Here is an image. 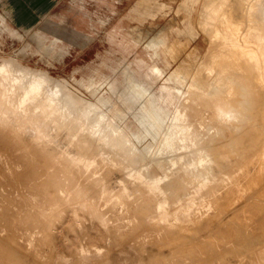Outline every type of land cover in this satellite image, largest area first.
<instances>
[{
  "label": "rangeland",
  "instance_id": "374dc122",
  "mask_svg": "<svg viewBox=\"0 0 264 264\" xmlns=\"http://www.w3.org/2000/svg\"><path fill=\"white\" fill-rule=\"evenodd\" d=\"M144 1L151 3V8H149L148 10L142 9V7H143L142 3ZM201 3H203L202 0H0V65H3L4 63L5 64H14L17 66H22L23 68H27L28 70L33 71V72L45 74L49 80L51 79L50 80L51 86L53 85V83H54V86H55V83H57L56 84L57 89L59 88V91H60V89H61V91L63 89V91L65 92V95L68 94L67 95L68 98L70 96V98L72 99V100L71 99L70 100L72 102L73 101L76 102V104H73V105H76L75 108H82L83 106H86V104L88 105V102H90L89 104H91V103L96 104L100 100L101 101L105 100V102H107V105L104 106L102 109L107 110V109L112 108L113 110H117L119 112V115H117L118 120L116 121V123L114 125L115 128H116V125L123 126L124 128H128V130L130 132L134 133V137H137L138 135H139V137L145 136V134L143 133V130L140 127L139 123L145 124L144 118L148 119V117L149 118L153 117L152 112L154 110L161 111L163 109V110H167V111L171 112L173 110L175 103H176V97L173 95H170L169 97H167V93L163 89L164 85H170L171 86V84H172V82L170 83V82L165 81L166 75L163 78H161L162 74H159L156 71H153V70L146 68L140 62H138L137 58L143 57L145 54V52L142 50L143 45H145L147 43L149 44L150 41H152V40H157L160 35L161 36L164 35L166 38H170V40H174V41H180L182 44V45H177V46L175 45L176 47L173 46L174 48H172V50L169 51L170 56H168V60L171 63L169 70L170 71H173V70H180V71L191 70V71H194L197 64L191 58L190 53H192V55H195L197 57H202V55L206 51L207 45H208L207 41H206L207 34H205L201 29V21H202V16H200L201 8H202ZM137 8H139V9L137 10ZM198 18H199V20H198ZM200 19H201V21H200ZM118 25L122 26V28H121V31H119L115 34L114 37L116 40L123 39L124 45L117 43L118 41H114V42L112 41V45H111L109 40H108V37L111 36V34H112L111 31ZM154 35H157V36H154ZM173 43H176V42H173ZM186 44H187V47H184V46H186ZM124 47L128 48L127 52H124ZM196 47H197V49H196ZM186 53H188V56L186 55ZM183 55H185V56H183ZM10 61L13 63H11ZM96 72L98 73V76L100 75L99 76L100 79H98V77H97L94 84L89 85L90 83L88 84L87 82H84V83L80 82L82 77L90 78L92 75H95ZM130 78H133L132 80L140 81L141 85L145 89L150 90V94L147 96V98L145 100L144 98H141L140 95L130 92V96L132 98L133 105H131L130 109H128L126 111L125 110L126 107L124 108V106H123L124 99H123L122 93L124 92V88L127 87L129 85V83L131 82ZM100 83H101V85H100ZM58 84H59V86H58ZM60 85H62V86H60ZM61 91H60V93H61ZM64 92H62L61 95H63ZM65 95H63V96H65ZM97 97H99L100 99ZM75 98H79L81 100L78 101ZM127 102H128V100H127ZM71 107H72V104H71ZM194 108L195 107L191 106L190 110H188V111L189 112L192 110L196 111V109L194 110ZM243 112H244V110H243ZM44 113L41 116H39L38 124L40 123V126H41L43 122L44 123L46 122L47 125L43 126L44 123L42 125L43 130H45V132H47L49 130V127H50V130H53V131L49 130V132H51L50 136L52 135L50 138L51 142H50V140L49 141L47 140V142H46V143H50L51 145L46 144L45 143L46 140L39 141V142L36 141L35 143L33 141L31 142L32 139L33 140L35 139L34 134H33L34 132L32 133L33 129L30 130L31 131L30 132L29 130H27L28 129L27 128L25 131V133L27 135H25V133L18 135V133H16V132L13 135L11 129L8 126V122L4 123L5 128H4V124H2L0 127V134H1V136H0V138H1L0 139V148H2V149H0V152H1L0 153V162H1L0 163V219H1L0 220V245L4 242L2 245V247L4 246L3 249L0 246V264H21V263L22 264H25V263L26 264H36L37 261L39 262V264L40 263L41 264H59V263L60 264H72V263H74V261H75L74 264H76V262H77V264H96L97 262H98L97 264H102V263L103 264H134V263L135 264H151V263L152 264H169V263L171 264V262L173 260L174 261L172 262V264H175L176 262H178L177 264H188L189 259H186L187 257L185 258V256H188V254H189L188 257H190V255H195L193 258H191L192 256L190 257L192 261L193 260L196 261L195 264H200V263L201 264H203V263L208 264L206 262H208L209 260H210L209 264L210 263L211 264H215V263H217V264L222 263L223 264V262H224V264H226V263L231 264L230 261H224L226 251H224L223 248L225 247V250H226V247H228L230 245L229 249L227 248L228 251L230 253L236 252V250L234 248H235V246L236 247L238 246L241 238H242V240L244 239L245 241L251 240L250 243L254 242L255 240H257L256 238H258V241L260 244L259 245L257 244V246L254 245V247L256 246L258 248H260V247L264 248V244H263L264 241L262 240V238H264L263 237L264 236V233H263L264 232V230H263L264 229V226H263L264 225L263 224V222H264V210L262 209V207H264L263 206V204H264V199H263L264 198V193H263L264 181L261 182L262 180H264V174H262L263 178H262V176H261V178H259L260 180L259 179H253V180H251L252 182L251 181L247 182V184H246V182H244L243 184H242V182L241 183L236 182V185H232L231 187H234V186L236 187L237 184L239 185V183L243 187L246 185L247 188L246 187H244V188H245V191H247V192L246 193H244L245 191L239 192V193L236 192V200L233 201L234 204L232 203L234 206L232 204H230V206L232 205L231 207L228 205L230 207L229 209H227V207H226L227 210L225 209V206H227L226 203L229 202V201H227L224 203V206H223L224 209H223V207L222 208L220 207L219 210L218 209H210V210L202 209V211L205 210V211H203L204 213L201 212L202 217H204V218L201 217V214L196 217V216H194L195 214L191 213L189 216V219H187V215L180 214L179 216L182 220H189V223H188L189 229L183 230L180 232L181 229H178V226H176L175 224H174L175 225L174 226L173 223H170L171 225L170 226L168 225V226L171 228L167 227L168 228L167 232L165 231L166 230L165 226H167V225L162 226V229L164 228L163 229L164 232H163L161 227L155 226L152 222L151 216L155 212L154 207L149 206V209L153 208L151 210H154V212L152 211L153 212L152 213L150 210H149V212L147 211L148 208H147V210L145 209L146 206H148V205H143V204L139 203L140 204V206H139L138 202L135 203L136 199H130V202H129V200H127L126 201L127 203L126 204L124 203V206L121 205V206H118L116 208H111L109 205L107 207L106 206L107 203H105V201H102V200H104V198L102 196H100L102 189L107 188L114 181H116L117 179L119 180L120 177L122 179H126L128 177L127 176L128 171L131 170L130 167H128L129 170L126 168V166H125V170H123L124 169L123 165L118 166V167L115 166L116 167L115 169L113 168L114 166H112V167H109L110 169H108V167L107 168L102 167V164L99 163V165H101V166H99V165L97 166V172L95 171V174L93 175V173H94L93 169H91L92 170V173H91V170H86V169L83 170V168H79L78 166H75V165L72 166V164L67 161L66 156H65L66 154L63 153L64 150H66V151L69 150V147H70V150L71 149L73 150L75 148V145H77V143L80 142V139L83 138L84 133L86 134V136H88V139H90L89 138L90 136L87 132L84 131V133H83V131L82 132L77 131L78 125L83 124V123L85 124L87 120L85 118L77 119V118H75L77 116L76 115L74 117V119H77V120L73 119V121H72V118H73V116H72V117L67 118L66 120L61 121L60 124H58L57 126H54V125L49 126V124H52L50 122L51 117L49 119V117L47 115L48 119H47V117L45 118L47 113H45V114ZM241 113H242V111H241ZM242 114L244 116H246L247 112L245 111ZM248 114H250V113L248 112ZM90 116L91 115L88 116V119H90ZM39 120L40 121L42 120L41 121L42 123ZM67 120H68V122H67ZM193 120H194V113H193V116L191 113L190 121H189V124H190L189 132L187 135V139L185 141V144L187 146H191V144H193V143H195L196 145L199 144V147H200V145H201V147H205V146H208L207 144H211V143L215 144V143H219V142H222V143L225 142V144H226L227 143L226 139L229 140L230 135H232L233 131H230V129H227V127H225L224 125H217V124H210L211 126L208 124V126H207V128L209 127L208 131L210 133H212V134H210L207 130H205V128H199V126H197V124L195 122H193ZM253 120H251V121H253ZM82 121H83V123H82ZM62 123L64 124V126L61 128V126L63 125ZM72 123L77 125V126L74 125V126H76V128L74 127V129H73ZM59 125H61V126H59ZM259 125L257 124V126H259ZM70 126H72V127H70ZM196 126L202 132H198L199 130L197 129ZM260 126H259V128H261ZM44 127H47V128H44ZM64 127L66 128V130H64ZM211 127H212V129H211ZM216 127L218 129H216ZM222 127H224L223 130H222ZM55 128H56V133L54 132ZM67 128H68V130L70 129L69 131H71V132H69L67 130ZM259 128L257 127V130ZM58 129H60V131ZM196 129H197V132H196ZM203 129L209 133V135H207L208 138L205 136V134H203L205 132ZM209 129H211V131ZM75 130H76V132H75ZM216 130H217V132H215L216 133L215 134L213 131H216ZM219 130H220V132H219ZM261 130H263V129L261 128L260 131L257 132V134L261 133ZM31 133H32V135H31ZM60 133L61 134L63 133V135H64V136H62V139H60L61 137L56 138L54 136V135H57ZM117 133H118L116 136L117 139L119 140V137H120V139L122 140V141L120 140V142H123V136L122 135H124L125 132L123 131V132H121V134H120V132H117ZM196 133H198L197 136H199L198 139H200V140L196 139L197 138ZM199 133H202L203 135H201ZM222 133L224 134L225 138L223 137ZM67 134L70 136L68 137ZM228 134H229V136H228ZM263 134H264V132L262 134H260V136H259L261 139L264 136ZM9 135H10V137H9ZM72 135H74V136H72ZM217 135H218V137H216ZM11 136H13V137H11ZM25 136L27 138H25ZM65 136L69 139L71 138V140H70V142H72L71 146H68V147L65 146L64 147L63 144H61L59 146H56L53 144V139H54V142L57 141L58 138L61 141V140L66 138ZM28 137H29V139H28ZM31 137H32V139H30ZM201 137L203 139L206 138L205 141ZM210 137H213V140H212V138L210 140ZM222 138H223V140H222ZM76 140L79 142H77ZM92 140L95 144L96 150L102 151L104 153H109V152H107L106 148H101L100 144L98 146V143H97V141H95V138L94 139L92 138L91 141ZM197 140H198V142H197ZM209 140H210V142H209ZM2 141H3V143H2ZM65 141H67V140H65ZM73 141H74V144H73ZM75 141H76V143H75ZM132 141L134 144H136L138 146V148H140V147H142V145L150 142V138L149 137L132 138ZM247 142H248V144H247ZM44 143L46 145H44ZM249 143L250 142L246 138L245 148L248 147ZM5 144H7V145H5ZM67 144H68V141L66 142V145ZM243 144L241 145L242 151L241 150L239 151V148L236 147L237 148L236 152L232 153L233 155L236 156V154L238 152L237 155H240L239 157H241V158H239L240 161H245V159L248 158L252 152L254 153V150L250 151L248 148H247L248 150L243 148V146H244ZM33 145H34L35 149H34ZM52 145H54V146H52ZM73 145H74V148H73ZM4 146H7L8 148L5 147V149H3ZM29 146H30V148H29ZM41 146H43V148H41ZM62 146H63V148H62ZM55 147L56 148L60 147V149H56ZM90 147L91 146H88V145L86 147H84L82 153L84 155H87V153H89V151L92 150L91 149L92 147L91 148ZM58 150H60V151H58ZM75 150H76V148H75ZM194 150H195V148L191 147V148L187 149L186 151H184V153H182L183 159L177 165L180 172L177 173V171H174L173 172L174 173L173 178L174 177L179 178V177H181V175L184 178H186L188 176H192V174H195L196 170H194L193 166H191L192 165L191 162H192L193 158L195 157V154H194L195 151ZM227 150H228V147L223 148V151L226 152ZM61 151H63L62 154H61ZM240 152L241 153L243 152V154H241ZM249 152H250V154L248 155ZM6 154H8L9 156L8 155H7L8 157L5 156ZM63 154H64V156H63ZM232 154H230V155L232 156ZM245 155L248 157H245ZM235 156H232L231 158H232V161L235 160L233 162V164L238 165L239 160L237 162L236 161L237 156H236V158H235ZM110 157L113 158V155H110ZM41 158H42V160H41ZM171 158L176 159L177 157L173 156ZM130 159H129V161L132 162L133 159L132 158H130ZM241 159H243V160H241ZM28 162H29V164H28ZM64 163H66V164H64ZM130 163H129V165H130ZM133 163L136 165H134ZM67 164L70 166H68ZM235 165H231V166H233L235 169ZM237 165H236V168L241 166V164L239 166H237ZM132 166H134V168H132V169H133V171H135L136 170L135 167H138V164L135 162H132ZM222 166H224V167H222ZM35 167H36V169H35ZM221 167L222 168L220 170L222 171V173L226 174L227 172H230L229 168L231 169V167L229 165L228 166L221 165ZM225 167H227L228 170ZM103 168H104V170H103ZM79 169H81V171ZM107 169H108V171H106ZM117 170H118V172H117ZM151 170H153V169L151 168L149 170L150 173H151ZM123 171H125V172H123ZM225 171H227V172H225ZM106 172H107V175H109V176L108 177L105 176L106 179H104V175H106ZM152 172L155 173V174L151 173L152 176L162 177L163 172L161 170H153ZM38 174H39V176H38ZM99 174H100V176H99ZM110 175H111V177H110ZM122 175H124V176H122ZM76 177H77V179H76ZM174 179H173V182H175ZM254 180H257V181H254ZM171 182H172V179H171ZM257 182H258V184H257ZM250 183H252V185L256 183L255 187L251 185V188L249 189ZM171 184L172 183H170V181H169L168 186L169 185L171 186ZM173 184H172V186L175 188L176 184L175 185H173ZM259 184L262 185L263 187H260ZM93 185H94V187H93ZM258 185H259V187H258ZM170 186L167 187L168 191H166V192H169V194H170V196H169V194H167V197L169 196L168 197L169 199L171 197V200L173 199L172 202H174V200L179 197L178 192L181 193V191L179 188H177L178 187L177 185H176L177 187L175 189H177L178 192H177V190L172 188V186L171 187ZM75 188H76V191L78 192V194L75 191ZM170 188H171V190L172 189L175 190V191H173V194H172V191H170ZM252 189L255 190V191H253L254 193L252 192ZM259 189H260V191H259ZM96 190H97V192H96ZM165 190H166V188H165ZM79 192H81V193H79ZM176 192H177V194H176ZM257 192H258V194H257ZM67 193H69V194L67 195ZM259 193H260V195L262 194L260 196V198H258ZM84 194H86V195H84ZM97 194L99 196H96ZM239 194H241V195H239ZM242 194L245 195L243 197V199H242V196H243ZM253 194H254V197H253ZM53 195H54V197H53ZM88 195H89V197H88ZM255 195H256V199H255ZM91 196H93V197H91ZM70 197H72L73 200L74 199L75 200L73 201ZM82 197L84 199H85V197H87V199L83 202V204L81 203L84 200V199H82ZM239 197H241V199L237 200V199H239ZM261 197H262V200H261ZM251 198L254 200V202L257 199L260 201H263V204H262V202L260 203V201H258V200L255 202V205L258 204L257 205L258 210L256 209V206H254V205L252 206L251 203H253V200L250 201ZM76 199L79 200L80 202L77 201ZM81 199H82V201H81ZM171 200H169L170 201L169 204L171 203ZM28 201H29V203H28ZM244 201H245V203L248 202L249 207L247 206V204L244 203ZM97 202L98 203L100 202L99 203L100 206ZM230 202H232V201H230ZM249 202H251V203L249 204ZM21 203H23V205ZM80 203H81V205H79ZM128 203H130L129 204L130 206L132 205L130 207L131 210L129 209ZM243 203L245 206L244 205L241 206V204H243ZM27 204H29V205L27 206ZM30 204H31V206H30ZM134 204H136V205H134ZM48 205H49V207H48ZM65 205L68 207H66ZM125 205L127 206V208H125L126 207ZM259 205H260V207H259ZM261 205H262V207H261ZM142 206H143V209L145 211L142 209ZM90 207H91V210H90ZM140 207L142 210L140 209ZM232 207H234V208H232ZM235 207H237L239 209L241 208L240 209L241 211L239 212V209H237ZM247 207H248V210H247ZM250 207L251 208L254 207L255 210L253 208L251 209ZM122 208H125V209H122ZM242 208L243 209L245 208L247 211H249L251 209L252 212L254 211L255 213L254 212L251 213V211H249V213H248L246 210H242ZM19 209L22 211H20ZM196 209H199V208L195 207V208H193V211H195ZM236 209L238 210V213H239L237 215L239 217H242V218L237 217L235 219ZM259 209L262 211L263 214L260 212ZM45 210H47V211H45ZM113 210H114V212H113ZM138 210L140 211V215H138L139 214ZM224 210H226L228 213H230L232 210H233V212H231L230 216H229V214L225 211V213H227V215H228L227 216L225 213L223 215ZM18 211L20 213H18ZM127 211H128V213H127ZM244 211H245V214L243 216H241L240 213L243 214ZM4 212H5V214H3ZM112 212L114 213V215ZM120 212L123 216H121ZM131 212H132V214H130ZM142 212H143V215L145 214L144 217L142 215ZM215 212H216V214H215ZM16 213L18 214L17 217H15ZM136 213H138L137 217L142 222V225H141L140 221L137 219ZM210 213H211V215H210ZM232 213L233 214L235 213V214L232 216ZM257 213H258V215L255 217V215ZM54 214H55V216H54ZM259 214H260V216L263 215V218H262V216L260 218ZM130 215H131V217H130ZM207 215H210L211 217H209ZM221 215H223V216L221 217ZM245 215L248 218V219L246 218L247 220L244 217ZM253 215H254V218H253L254 221L252 219ZM92 216H93V218H92ZM140 216L144 219L140 218ZM250 216H251V218H249ZM100 217H101V220L99 222ZM208 217H209V220L213 218L214 222H213V220H211V222H208V220H207ZM217 217H219V219ZM223 217L225 220L222 219ZM229 217L233 218V221H231L232 219ZM243 217H244V220H246V222H244ZM258 217L260 219H262V220H260L262 226H260L261 224L258 220L259 219ZM14 218H17V220H19V221H15L16 219H14ZM125 218H126V220H125ZM226 218H227V220H226ZM238 218H239V222L237 220ZM255 218H257V219H255ZM22 219H24V220H22ZM135 219H137L139 222ZM145 219H147V220H145ZM197 219H199L200 224L198 223V225H194L197 223ZM216 219L219 221H217ZM228 219L231 221L230 223H229ZM241 219L243 220L244 224L247 223L246 226H248L249 228L246 227L245 225L243 226V227H245V229L242 227H239V226H241V223H240ZM48 220H49V222H48ZM150 220H151V222H150ZM201 220H202V222H205V224L201 223ZM221 220L224 222L226 221V222L222 223ZM96 221H97V223H96ZM215 221H216V223H215ZM234 221L236 223H239V225L236 224V226H235L234 225L235 223H233ZM255 221L258 222L257 225H259V228L263 227V229L260 228V230L262 229L261 231H258L259 229H256L258 227L255 225L256 224ZM39 222H40V224H39ZM206 223H208V225ZM210 223H211V226L213 225L212 226L213 229L216 228L214 226L215 224L217 226V224H220V223H221V225L224 226V228H223V226H220L222 228V229H220V227L218 226L219 231H217V229H218V227H217L216 229H214L216 231L215 232L214 230H212V228L210 229V227H209ZM24 224H25V226H24ZM147 224H148V226L153 224V226H151V227L155 231L149 230L150 226L148 227ZM202 224H204L203 227H202ZM225 224H226V226H225ZM229 224H231V228L234 230H231V228L228 227ZM138 225H140V226L138 227ZM144 225H146L148 228H145L146 226L144 227ZM118 226H119V228H118ZM135 226H137L138 229ZM141 226H142V228H144L143 230H142ZM192 226H194V227H192ZM197 227L200 228V230H202L203 232H201ZM204 227H206V228L203 230L202 228H204ZM237 227L242 228V229H238ZM252 227L254 230L252 229ZM225 228L229 232L226 231ZM235 228H236V231H235ZM247 228L248 229L251 228V230L248 231ZM139 229L141 230V234H139L140 233ZM175 229L179 230V232H177V234L179 233L178 235L181 234L183 237L182 236L178 237ZM197 229L200 231V233L198 232L196 234L195 232L197 231ZM206 229H208L206 231L207 234L204 233ZM224 229H225L226 233L228 232L227 233L228 236L226 235ZM136 230H138L137 231L138 233L137 232L135 233ZM168 230L173 231V232H171L173 234L171 235V233H170V235H169ZM188 230H191V231L193 230L192 231L193 233L191 231L188 232ZM252 230L255 231V233ZM97 231H98V233H97ZM144 231H147L148 233L144 232ZM174 231H175V235H174ZM233 231H235V234H237L236 236L238 238L240 237L239 239L235 236V234H232ZM242 231L244 234L242 233ZM133 232L135 233L134 235L131 234ZM162 232H163V234H166V233L167 234L163 235V234H161ZM183 232H184V234H183ZM240 232L242 234L241 236H239ZM90 233H92V234H90ZM129 233L131 235H129ZM189 233H190V235H189ZM212 233H213V235H211ZM247 233L249 235H247ZM251 233H252V235H255L254 236L255 238H253ZM257 233H259L258 236L256 235ZM50 234H51V236H50ZM194 234H195V236L192 237L191 235H194ZM203 234L207 235V236L210 235L211 237L215 236L216 240L213 238L211 241L208 239L207 236H203ZM217 234L219 235L218 237H220V239L216 236ZM220 234L225 235V237L227 236V238H225L223 236V238H224L223 239L221 237L222 235H220ZM127 235L129 237L127 239H125ZM162 235L164 237L166 236V239H164L162 237ZM200 235H201V237H204V238H201ZM229 235L230 236L232 235L234 242H232V237H229ZM245 235L247 236L246 239H245V237H246ZM170 236L176 237L175 241H174L175 243L172 242L174 240V238L171 239ZM197 236H199V237H197ZM210 236H209V238L211 239ZM242 236H244V237H242ZM259 236H261L262 238ZM4 237H6V238H4ZM11 237H12V240L10 239ZM130 237H131L130 242H128V239ZM133 237H135L134 239H136V240H134ZM184 237H185V239H184ZM189 237L192 238V240L189 239ZM206 237L209 240V243L207 240L208 244H206L208 248H209V246H212V247H210L211 249L215 247L214 250L218 248L216 250V252H218L219 254L217 253L215 255L219 258V260H217L216 256L213 255L211 249L209 248L210 250H208V248H206V246L204 245L205 244L204 239H206ZM1 238L4 239V241ZM182 238H183V240H182ZM186 238H188V239H186ZM229 238H231V240H229ZM250 238H252V239H250ZM116 239H117V241H116ZM177 239H179V241L181 240L180 241L181 243ZM199 239L200 240L202 239L201 242L203 241V243H202L203 247H202L201 242L198 241ZM217 239H219L221 241L218 242L219 240H217ZM234 239L238 240L239 242L235 241ZM118 240H119V242H118ZM132 240H133V242H132ZM153 240H155L154 246L156 249L152 248V250H151L150 247H152L151 245L153 244ZM165 240H167V241H165ZM169 240H170V242H169ZM176 240H177V243H179L178 245L176 244ZM186 240H189L187 243L188 246L187 245L185 246V244H184V242L186 243ZM194 240H197L195 242L197 243V249L198 250H201V248H203V250H201V252L200 251H197V252L203 253L202 251H204V255L198 254L195 252L196 251L195 250L196 244H195ZM224 240H226L225 243H224ZM163 241H164V245H163ZM190 241H192V242H190ZM210 241L213 243V245ZM222 241H223V243H222ZM6 242H7V244L9 242H11L10 244L13 245V247H11V248H13L11 251H10L9 247H6V245H7V244H5ZM124 242H125V244H123ZM126 242L129 244H127ZM193 242H194V244H193ZM90 243H91V245H90ZM171 243H172V245H171ZM215 243H216V246L214 245ZM219 243L220 244L222 243L221 245L224 247L218 245ZM227 243H230V244H227ZM231 243H232V245H231ZM233 243H235L234 246H233ZM169 244H170L171 248H173V249H171L170 246L168 247ZM192 244H193V246H192ZM173 245H177V246H173ZM179 245H180V247H179ZM190 245L192 246V248H190ZM8 246H9V244H8ZM184 246L189 251L187 249H185ZM231 246L233 247V250H232ZM16 247H18L19 249ZM67 247H68V249H67ZM146 247L148 248V250H151L152 253H150L151 251H148L147 249H145ZM177 247H179V248H177ZM15 248L17 251L14 250ZM135 248L138 250H136ZM160 248H161V250H160ZM168 248L171 251H169ZM181 248L183 249V251L185 249V252H184L185 256L183 259L181 258L183 256L178 258L180 256V254L183 253ZM193 248H194V251H193ZM205 248L207 250H205ZM5 249H8V250H5ZM72 249H74V250H72ZM76 249H77V251H76ZM176 249L177 250L179 249V252H176ZM190 249H192L193 252H191ZM146 250H147L146 253H148V254L150 253V255L152 254L151 255L152 259L154 256V259L156 260L157 263L156 262L154 263L153 261H155V260L154 259L152 260L150 256L145 254ZM153 250H155L154 252H157L156 254H158V255L155 256V253L153 252ZM163 250L165 253H168V256L165 257V253L163 252ZM167 250L169 252H166ZM221 250H223L222 252L224 253L223 258L221 255L222 254ZM5 251H9V254ZM206 251H208V252L211 251V252L207 253ZM21 252L23 254H21ZM162 252H163V254H162ZM170 252H171V254H170ZM188 252H190V253H188ZM5 253H7L8 255L5 256ZM112 253H113L114 257L112 255ZM210 253H211V255L209 256L208 254H210ZM15 254H16V257H15ZM19 254H20V260L17 259V257L19 258ZM196 254L201 255L199 257H202V259H200L198 257V255H196ZM12 255H13V257H12ZM22 255H24V256H22ZM144 256L146 257L145 261H143ZM147 256L150 258H148ZM163 256H164V258H163ZM196 256H197V258H195ZM220 256L222 258L221 260H220ZM156 257H157V259H156ZM214 257L216 258L217 261H214V259H213ZM141 258H142V260H140ZM15 259H17V260L15 261ZM25 259H27V260H25ZM161 259L163 260V262ZM158 260H160L161 263H160V261L158 262ZM184 260H186V261H184ZM191 260H190V263H192ZM199 260H200V263H199ZM204 260L206 262H204ZM59 261H61V262H59ZM213 261H214V263H212ZM218 261H219V263H218ZM220 261H223V262H220ZM193 264H194V262H193ZM234 264H236V263H234ZM244 264H254V263H252L251 261H250V263H248V261H246V263H244Z\"/></svg>",
  "mask_w": 264,
  "mask_h": 264
},
{
  "label": "bare ground",
  "instance_id": "6f19581e",
  "mask_svg": "<svg viewBox=\"0 0 264 264\" xmlns=\"http://www.w3.org/2000/svg\"><path fill=\"white\" fill-rule=\"evenodd\" d=\"M202 1H203V3H201L202 8H201V14H200V16H202V21L200 19L201 29L205 34H207L206 41H207L208 45H207V49L204 52V54L202 55V57H197L195 55H192V53H190L191 58L197 64L194 71H191V70H189V71H180V70L170 71L169 70V68L171 66V63L168 60V56H170L169 51L172 50V48H174L173 46L182 45V44L180 41L170 40V38H166L164 35L163 36L160 35L157 40H152V41L149 40L150 41L149 44L147 43V44L143 45L142 50L145 52V54L143 57L137 58L138 62H140L146 68L153 70V71H156L159 74H162L161 78H163L166 75L165 81L170 82V83L172 82V84H171V86L170 85H164L163 89L166 91L167 97H169L170 95H173L176 97V103H175L173 110L171 112H169L167 110H163V109L161 111L154 110L152 112L153 117H150V118L148 117V119L144 118L145 124H143V123L140 124L138 122L140 127L142 128L145 136L139 137V135H138L137 137H134V133L130 132L128 130V128H124L123 126L116 125V128H115L114 125H115L116 121L118 120L117 115H119V112L117 110H113L112 108L107 109V110L102 109L104 106L107 105V102H105V100H102V101L100 100L99 102L96 103L97 105L92 104V103L89 104L90 102H88V105L86 104V106H83L82 108H75L76 105H73V104H76V102H74V101L72 102L71 101L72 99L70 98V96L68 98V96H67L68 94L65 95V92L63 91V89H62V91L60 89V91H61V93H60L59 88L57 89V87H56L57 83H55V86H54V83L51 86L50 85L51 79L49 80L45 74L30 71L27 68H23L22 66H17L14 64H5V63H4L5 65L4 64L0 65V127L2 124L8 122V126L11 129L13 135L15 132L18 133V135L19 134L21 135L22 133H25L27 128H28L27 130H29V131L33 129L32 133L34 132L33 134H34L35 139L33 140L31 137L30 138V139H32L31 142L33 141L35 143L36 141L39 142V141L46 140L45 141V143H46L47 140L49 141L51 136H52V135L50 136L51 132H49V130H50L49 126H52V125L57 126L58 124H60L61 121L66 120L67 118L72 117V116H73V118H72V121H73V119L76 115L77 116L75 118H77V119L85 118L87 120L86 123L84 124L82 121L83 124H79L80 123L79 122L77 131H81V132L83 131V133H84V131L87 132L90 136L89 137L90 139H88V136H86V134L84 133V136H83V138L80 139V142L76 140L77 142H79V143H77V145H75L76 150H75L74 145H73V148H74L73 150L72 149L70 150V147H69V150H67V151L64 150V152L61 151V154H62V152L64 154H66L65 155L66 159L69 163L72 164V166L73 165L78 166L79 168H83V170L93 169L94 170L93 175L95 174V171L97 172V166L99 165V163L102 164V167H106V168L108 167V169H110L109 167H112V166H114L113 168L115 169L116 167L122 166V165L124 167L123 170H125V166L127 169H128V167H130L131 170L128 169L129 170L127 173L128 177L126 179H122L121 177L119 180L117 179L118 181L117 180L114 181L115 180L114 179L113 180L114 182L112 184H110L107 188H103L101 193L99 192L100 196H102L104 198V200H102V201H105V203H107L106 206L108 207V205H109L111 208H116V207L121 206V205L124 206V203L126 204L127 200H129V202H130V199H136L135 203L138 202L139 206H140V204L148 205L145 208L146 210L148 208V210H147L148 212H149V210L151 212L152 211L154 212V210H151L153 208L149 209V206L154 207L155 212L154 213L152 212L153 215L151 216L152 222L155 226L161 227V229H162V226L167 225V226H165L166 232L168 229L167 227H169L171 225L170 223H173V225L175 224L176 226H178V229H181L180 232L183 230L189 229L188 228L189 220H182L179 216L180 214L187 215V219H189V216L191 213L195 214L194 216L197 217L198 215L201 214V212H203L205 210H210V209H218L219 210V208L220 207L222 208L224 206V203L227 201H229V202L226 203L227 206H225V209H226V207H227V209H229L234 204L233 201L236 200V192L239 193V192L245 191L244 187H246V185L243 187L240 183L242 182V184H243L244 182H246V184H247V182H250L253 179L261 178L262 174H264L263 173L264 172V136L262 139L259 137L260 134H262L264 132V0H202ZM198 20H199V18H198ZM121 28H122V26L118 25L111 31L112 34H111V36L108 37V40H109L111 45H112V41L113 42L118 41L117 43L124 45L123 39L116 40L114 37L117 32L121 31ZM154 36H157V35H154ZM173 42H176V43H173ZM184 47H187V44ZM127 49L128 48L124 47V52H127ZM196 49H197V47H196ZM186 55L188 56V53H186ZM183 56H185V55H183ZM11 63H13V62H11ZM99 76H98V73L96 72L95 75H92L90 78L82 77L80 82H82V83L87 82L88 84L90 83L89 85H92L95 83L97 77H98V79H100ZM132 79L133 78H130L131 82L129 83V85L127 87L124 88V92L122 93V96L124 99L123 106H124V108L126 107V109H125L126 111L128 109H130L131 105H133L132 98L130 96V92L140 95V97L144 98L145 100H146L147 96L150 94V90L145 89L141 85L140 81L132 80ZM59 84H58V86H59ZM100 85H101V83H100ZM60 86H62V85H60ZM62 92H64L63 95H65V96L61 95ZM97 98H99V97H97ZM75 99L78 101L81 100L79 98H75ZM127 100H128V102H127ZM71 104H72V107H71ZM191 106L195 107L194 110L196 109V111L192 110L190 112L192 113V116L194 113L193 122H195L197 124V126H199V128H205V130L208 131V128H209V127L207 128L208 124L209 125L210 124H217V125H224L225 127H227V129H230V131H233L232 135H230V137H229V140L226 139V142H227L226 144H225V142L224 143L219 142V143H215V144L211 143V144H207L208 146H205V147H201V145L199 147V144L196 145L195 143L191 144V146H187L185 144V141L187 139V135L189 132V127H190L189 121H190L191 113L188 110H190ZM243 110H244V112L245 111L247 112L246 116H244L242 114V113H244ZM241 111H242V113H241ZM44 112L47 113L46 116L44 115L45 118L47 117V115H48L49 119L51 117L50 122L52 123V124H49V126H48L49 130L47 132H45V130H43L42 125L44 122L42 123L41 122L42 120L41 121L39 120L42 123V125L40 126V123L38 124V118ZM248 112L250 114H248ZM89 115H91L90 119H88ZM48 117H47V119H48ZM77 119H74V120H77ZM251 120H253V121H251ZM67 122H68V120H67ZM257 124L258 125L260 124L261 126L260 125L259 126L263 129V130H261V133H258L259 135L257 134V132L260 131L261 128H259V126H257ZM45 125H47L46 122L44 123L43 126H45ZM61 125H59V126H61ZM74 125H76V124H73V129H74V127L76 128V126H77V125L76 126H74ZM63 126H64V124L61 126V128ZM70 127H72V126H70ZM257 127L259 128L258 130H257ZM4 128H5V124H4ZM44 128H47V127H44ZM223 128L224 127H222V130H223ZM197 129H198V127H197ZM197 129H196V132H197ZM211 129H212V127H211ZM211 129H209V130L211 131ZM216 129H218V128L216 127ZM58 130L60 131V129H58ZM64 130H66L65 127H64ZM67 130H68V128H67ZM50 131H53V130H50ZM123 131L125 132L124 135H122L123 136V142H120V140H121L120 137H119V140L116 137L118 134L117 132H120V134H121V132H123ZM207 131H205L206 133L205 132L203 133V134H205L206 137L210 133L209 131H208L209 133ZM54 132L56 133V128H55ZM69 132H71V131H69ZM75 132H76V130H75ZM198 132H202V131L199 130ZM213 132L215 133V132H217V130L213 131ZM219 132H220V130H219ZM32 133H31V135H32ZM63 133L62 134L60 133V134H57L54 136L56 138L61 137L60 139H62V136H64ZM197 134L198 133H196V136H197ZM199 134L203 135L202 133H199ZM210 134H212V133H210ZM25 135H27V134L25 133ZM0 136H1V134H0ZM69 136L70 135H68V137ZM72 136H74V135H72ZM228 136H229V134H228ZM9 137H10V135H9ZM11 137H13V136H11ZM143 137L144 138L149 137L150 142H148V143L142 145V147L138 148V146L133 143L132 138H143ZM216 137H218V135ZM223 137H224V134H223ZM25 138H27V137L25 136ZM59 138L55 142L53 139L54 145L59 146V145L63 144L64 147L65 146L68 147V146L72 145V142H70L71 138L69 139L66 137L65 139H63L61 141L59 140ZM92 138L93 139L95 138V141H97L98 146L100 144L101 148H106L107 152H109V153H104L102 151L96 150V147H95L93 140L91 141ZM198 138H199V136H197L196 139H198ZM211 138L213 140V137H210V140H211ZM246 138L250 142L247 148L250 151L254 150V153L252 152L253 154L251 153V155L249 157L245 155V157H248V158H246L245 161H240L239 158H241V157H239L240 155H237L238 154V152H237V154H236L237 160L236 161L238 162V160H239V164L238 165L236 164V165L239 166L241 164V166L236 168V165L233 164V162L235 160L232 161V158H231L232 156H235V155H233L232 153L236 152L237 148H239V151L240 150L242 151L241 145L243 143H244L243 148H245ZM28 139H29V137H28ZM205 139H203V140L205 141ZM65 140L68 141L67 145H66L67 141H65ZM198 140H200V139H198ZM198 140H197V142H198ZM210 140H209V142H210ZM222 140H223V138H222ZM76 141H75V143H76ZM50 142H51V140H50ZM2 143H3V141H2ZM45 143H44V145L50 144V143H46V144ZM73 144H74V141H73ZM247 144H248V142H247ZM5 145H7V144H5ZM54 145H52V146H54ZM87 145L91 146L92 148L91 147L90 148L92 150H90L89 153H87V155H84L82 153V151H83L84 147H86ZM30 146H29V148H30ZM43 146H41V148H43ZM5 147H7V146H4L3 149H5ZM33 147H34V145H33ZM191 147L195 148V150H194L195 151L194 152L195 157L193 158V160L191 162V164H192L191 166H193L194 170H196L195 174L191 173L192 176H188L186 178H184L181 175V177H179V178L174 177L175 178L174 179L173 178V176H174L173 172L174 171H177V173L180 172L177 165L183 159L182 153H184V151H186L187 149H189ZM224 147H226V148L228 147V150H227L228 152L223 151ZM62 148H63V146H62ZM247 148H245V149H247ZM0 149H2V148H0ZM34 149H35V147H34ZM56 149H60V147L56 148ZM58 151H60V150H58ZM64 154H63V156H64ZM230 154H232V156ZM241 154H243V152ZM249 154H250V152L248 153V155ZM7 155L8 154H6L5 156H7ZM110 155H113V158H111ZM173 156H176L177 158L172 159L171 157H173ZM236 156H235V158H236ZM130 158H132L134 160V161L132 160V162H135L138 164V167H135L136 168L135 171H133V169H132V168H134V166H132V162L129 161ZM41 160H42V158H41ZM241 160H243V159H241ZM128 162L129 163L131 162L130 165ZM28 164H29V162H28ZM64 164H66V163H64ZM230 164L235 165V169ZM134 165H136V164H134ZM221 165H226V166L229 165L231 167V169L229 168L230 172L225 171V172H227L226 174L222 173V171L220 169L224 166L221 167ZM68 166H70V165H68ZM99 166H101V165H99ZM151 168L153 170H161L163 172L162 177L152 176L151 173H154V172H152L153 170H151V173L149 172V170ZM225 168L227 169V167H225ZM35 169H36V167H35ZM108 169L106 171H108ZM79 170L81 171V169H79ZM103 170H104V168H103ZM118 170H117V172H118ZM123 172H125V171H123ZM91 173H92V170H91ZM38 176H39V174H38ZM99 176H100V174H99ZM105 176H107V177L109 176V175H107V172H106V175H104V179H106ZM122 176H124V175H122ZM110 177H111V175H110ZM262 178H263V176H262ZM76 179H77V177H76ZM171 179H172V182H171ZM173 179L175 182H173ZM169 181L172 184L174 183L173 185L176 184L178 187L175 185V188L177 187L181 191V193L178 192V190L175 189L171 184L172 188L177 190V192L179 193V197L176 195L178 198H176L174 200V202H172L173 199L171 200V197H170V199L168 198L170 196L169 192H166V191H168L167 187L170 186V185L168 186ZM254 181H257V180H254ZM263 181L264 180H262L261 182H263ZM236 182H240L239 185L237 184L236 187L235 186L231 187L232 185H236ZM257 184H258V182H257ZM251 185H252V183H250L249 189L251 188ZM255 185H256V183L253 184L252 186L255 187ZM259 185H258V187H259ZM263 185H264V183H263ZM93 187H94V185H93ZM260 187H263V186L260 185ZM165 188H166V190H165ZM175 190H173V189L171 190V188H170V191H172V194H173V191H175ZM75 191H76V188H75ZM253 191H255V190L252 189V192ZM259 191H260V189H259ZM96 192H97V190H96ZM177 192H176V194H177ZM246 192L247 191H245L244 193H246ZM79 193H81V192H79ZM263 193H264V191H263ZM68 194L69 193H67V195ZM77 194H78V192H77ZM167 194H169L168 197H167ZM257 194H258V192H257ZM54 195H53V197H54ZM84 195H86V194H84ZM239 195H241V194H239ZM261 195L259 193L258 198H260ZM96 196H99V195L97 194ZM244 196L245 195L242 196V199ZM72 197H70V198L73 200L74 197L73 198ZM88 197H89V195H88ZM91 197H93V196H91ZM166 197L169 200H171L170 204H169L170 201ZM253 197H254V194H253ZM82 199H84V198L82 197ZM82 199H81V201H82ZM86 199H87V197H85V199L81 203L83 204V202ZM240 199H241V197H239V199H237V200H240ZM255 199H256V195H255ZM252 200L253 199L251 198L250 201H252ZM261 200H262V197H261ZM77 201H79V200H77ZM230 201H232V202H230ZM258 201H260V200H258ZM255 202L253 200V203L249 202V204L251 203L252 206L253 205L256 206V209H257L258 204L255 205ZM261 202L263 204V201H260V203ZM28 203H29V201H28ZM81 203L79 205H81ZM244 203H245V201H244ZM244 203L241 204V206L244 205ZM21 204L23 205V203H21ZM129 204L130 203H128V206L130 209V207L132 205L130 206ZM230 204H232V205L230 206ZM245 204H247V206H248V202H246ZM28 205L29 204H27V206ZM134 205H136V204H134ZM30 206H31V204H30ZM99 206H100V204H99ZM263 206H264V204H263ZM48 207H49V205H48ZM66 207H68V206H66ZM195 207L199 208V209H196L195 211H193V208H195ZM248 207H247V210H248ZM259 207H260V205H259ZM261 207H262V205H261ZM125 208H127V206ZM125 208H122V209H125ZM232 208H234V207H232ZM235 208H237V207H235ZM252 208L254 209V207H252ZM140 209H141V207H140ZM142 209H143V206H142ZM202 209H205V210L202 211ZM223 209H224V207H223ZM237 209H239V208H237ZM237 209L235 211L236 214L234 213L236 215L235 219L237 217H239L237 215V214H239ZM240 209H239V212L241 211ZM251 209L249 211H251V213H253L254 211L252 212ZM262 209L264 210V207H262ZM90 210H91V207H90ZM114 210H113V212H114ZM226 210L223 211V215H224ZM233 210L231 212H233ZM242 210H246V209L242 208ZM20 211H22V210H20ZM45 211H47V210H45ZM140 211H139V214L136 213V217H137V214L140 215ZM249 211H247V212L249 213ZM260 212L262 213L261 210H260ZM18 213H20V212L18 211ZM127 213H128V211H127ZM211 213H210V215H211ZM227 213H225V214L227 215ZM230 213H228L229 216H230ZM258 213L255 215V217L258 215ZM3 214H5V212ZM120 214H121V212H120ZM130 214H132V212ZM215 214H216V212H215ZM234 214L232 213V216ZM244 214H245V211L243 214L240 213L241 216H243ZM17 215L18 214L16 213L15 217H17ZM113 215H114V213H113ZM142 215H143V212H142ZM144 215H143V217H144ZM210 215H207V216L211 217ZM223 215H221V217ZM54 216H55V214H54ZM121 216H123V215L121 214ZM141 216H140V218H142ZM261 216L263 218V215H261ZM261 216L259 214L260 218H261ZM130 217H131V215H130ZM201 217H202V214H201ZM209 217L207 220H208V222H211V220H213V218L209 220ZM224 217L222 219H224ZM231 217H229V218H231ZM244 217H245V219L247 218L246 215ZM244 217H243V220H244ZM92 218H93V216H92ZM202 218H204V217H202ZM217 218L219 219V217H217ZM227 218H226V220H227ZM239 218H242V217H239ZM239 218L237 219L238 222H239ZM249 218H251V216ZM253 218H254V215L252 216V219ZM260 218L258 220L261 224L260 220H262V219H260ZM14 219H16L15 221H19V220H17V218H14ZM24 219H22V220H24ZM137 219H138V217H137ZM137 219H135V220H137ZM142 219H144V218H142ZM199 219H197V223L194 225H198ZM231 219H232L231 221H233V218H231ZM255 219H257V218H255ZM100 220H101V217L99 219V222H100ZM125 220H126V218H125ZM145 220H147V219H145ZM243 220L242 219L240 220L241 226H239V227H242L245 229V227H243V226L244 225L246 226L247 223L244 224ZM246 220H244V222H246ZM217 221H219V220H217ZM228 221H229V223L231 222L229 219H228ZM235 221L233 222V223H235L234 225L235 226H236V224L239 225V223H236L237 221L236 222ZM253 221H254V219H253ZM48 222H49V220H48ZM150 222H151V220H150ZM213 222H214V220H213ZM221 222L223 223L224 221L221 220ZM255 222H256L255 225L258 227L256 229H259L258 231H261L263 229V227H260V228H262L260 230L259 225H257L258 222L257 221H255ZM96 223H97V221H96ZM140 223L142 225L141 221H140ZM201 223L205 224V222H202V220H201ZM215 223H216V221H215ZM39 224H40V222H39ZM153 224L149 225V226L151 227V226H153ZM204 224H202V227L204 226ZM206 224L208 225V223H206ZM226 224H225V226H226ZM263 224H264V222H263ZM24 226H25V224H24ZM139 226L140 225H138V227ZM145 226L146 225H144V227ZM147 226H148V224H147ZM147 226L145 228L149 227V226L148 227ZM212 226L210 223V225H209L210 229L212 228ZM214 226L217 228L218 226L220 227L223 225H221V223H220V224H217V226H216V224ZM260 226H262V224ZM135 227H137V226H135ZM138 227H137V229H138ZM150 227H149V230H154V229H152V227L151 228ZM192 227H194V226H192ZM219 227H218L217 231H219ZM228 227L231 228V224H229ZM239 227H237V228L242 229ZM246 227H248V226H246ZM253 227H252V229H253ZM118 228H119V226H118ZM141 228H142V226H141ZM169 228H171V227H169ZM205 228L206 227H204L202 229L204 230ZM216 228H214V229H216ZM223 228H224V226H223ZM143 229L144 228H142V230ZM163 229H162V231H163ZM198 229L200 230V228H198ZM198 229L196 232L194 231L196 234L198 232L200 233V231L203 232L202 230L199 231ZM214 229L212 228V230H214ZM220 229H222V228L220 227ZM225 229H224V231H225ZM207 230L208 229L205 230V232H204L205 234H207L206 233ZM231 230H234V229L231 228ZM250 230H251V228L248 229V231H250ZM98 231H97V233H98ZM137 231L138 230H136L135 233ZM147 231H144V232H147ZM189 231H191V230H188V232ZM226 231H228V230L226 229ZM226 231H225V233H226ZM235 231H236V228H235ZM235 231H233L232 234H235ZM139 232H140L139 234H141L140 229H139ZM163 232L161 234H163ZM168 232L170 235V233L173 231L168 230ZM177 232H179V230H176V234H177ZM253 232L255 233V231H253ZM135 233L133 232L131 234L134 235ZM227 233H226V235H227ZM242 233H243V231H242ZM259 233H257L256 235L258 236ZM90 234H92V233H90ZM131 234L129 233V235H131ZM166 234H163V235H166ZM172 234L173 233H171V235ZM183 234H184V232H183ZM163 235H162V237L164 239H166V236L164 237ZM174 235H175V231H174ZM189 235H190V233H189ZM201 235H200V237H201ZM211 235H213V233ZM220 235H222L221 236L222 238H223V236L225 237V235H223V234H220ZM236 235L237 234H235V236ZM241 235L242 234L240 232L239 236H241ZM247 235H249V234L247 233ZM251 235H252V233H251ZM50 236H51V234H50ZM179 236L181 237L182 235L180 234V235H178V237ZM191 236L193 237V236H195V234L191 235ZM203 236H207V235L203 234ZM209 236H207L209 240L212 241L213 238L216 240L215 236H213V237L210 236L211 239L209 238ZM216 236L218 237L219 235L217 234ZM227 236L225 238H227ZM252 236H253V238H255L254 237L255 235H252ZM128 237L129 236L127 235L125 239H127ZM131 237L128 239V242H130ZM185 237H184V239H185ZM197 237H199V236H197ZM207 237H206V239H204L205 240L204 245L206 246V248H208L206 244L209 243V240L207 239ZM229 237H232V235L231 236L229 235ZM242 237H244V236H242ZM259 237H261V236H259ZM4 238H6V237H4ZM134 238L135 237H133V239ZM172 238H174V240L172 242L175 243L174 241H175L176 237L173 236V237H171V239ZM201 238H204V237H201ZM218 238L220 239V237H218ZM246 238H247V236L245 237V239ZM10 239L12 240V237ZM186 239H188V238H186ZM189 239L192 240V238H190V237H189ZM219 239H217V240H219ZM250 239H252V238H250ZM256 239L257 240H255L252 243H250L251 240L245 241L243 239L244 240L243 241L241 238V240L239 242L238 240L234 239L235 241L239 242V244L237 247L235 246V248H234L236 250V252H232V253H230L228 251L230 245L228 247H226V250H225V247L221 245L223 243V241L221 244L219 243L218 245L224 247L223 250L226 251L224 261H230L231 264H234V263L244 264V263H246V261H248V263H250V261H251L254 264H264V248L256 247L257 244L258 245L260 244L258 241V238H256ZM2 240L4 241V239H2ZM134 240H136V239H134ZM177 240L179 241V239H177ZM177 240H176V244L178 245L179 243H177ZM182 240H183V238H182ZM201 240L199 239L198 241L201 242ZM207 240H208V243H207ZM226 240H224V243L226 242ZM229 240H231V238H229ZM262 240L264 241V238H262ZM116 241H117V239H116ZM154 241L155 240H153V244L151 243L152 247L149 246L151 248V250H152V248H155ZM165 241H167V240H165ZM188 241L189 240H186V243L184 242L185 246L187 245ZM195 241H197V240H194V242ZM220 241L221 240H219L218 242H220ZM118 242H119V240H118ZM132 242H133V240H132ZM169 242H170V240H169ZM190 242H192V241H190ZM194 242H193V244H194ZM232 242H234L233 237H232ZM3 243L0 245L1 247H2ZM10 243L11 242L8 243L9 246H8L7 242L5 244H7L6 247H9L10 251H11L13 249V248H11V247H13V245H11ZM202 243H203V241L201 242V244ZM123 244H125V242ZM127 244H129V243H127ZM193 244H192V246H193ZM195 244H196L195 245V250H196L195 252L196 253H198L197 251L201 252V250H203V248H201V250H198L197 249V243L195 242ZM227 244H230V243H227ZM90 245H91V243H90ZM163 245H164V241H163ZM171 245H172V243H171ZM177 245H173V246H177ZM212 245H213V243H212ZM214 245L216 246V243ZM231 245H232V243H231ZM234 245H235V243H233V246ZM254 245H256V246L254 247ZM169 246H170V244L168 245V247ZM185 246H184V248H185ZM192 246L190 245V248H192ZM3 247H2V249H3ZM179 247H180V245H179ZM179 247H177V248H179ZM202 247H203V244H202ZM210 247H212V246H209V248ZM16 248H18V247H16ZM16 248L14 250H16ZM170 248H171V246H170ZM206 248H205V250H207ZM209 248H208V250L211 249V248L210 249ZM214 248L211 249L213 255L218 253V252H216V250L218 248L215 250H214ZM67 249H68V247H67ZM145 249L148 250L147 247ZM171 249H173V248H171ZM185 249H187V248H185ZM185 249H184V251L182 249L183 253L182 254L179 253L180 256L178 258H180L181 256H183V257H181L182 259L184 258ZM5 250H8V249H5ZM72 250H74V249H72ZM136 250H138V249H136ZM147 250L145 251V254H147L148 256L151 257L152 254L150 255V253H152V251L148 250V251H151L148 254V253H146ZM160 250H161V248H160ZM223 250H221V252ZM232 250H233V247H232ZM76 251H77V249H76ZM154 251L155 250H153V252ZM169 251H171V250L169 249ZM169 251L167 250L166 252H169ZM190 251L193 252L194 248H193V251H192V249H190ZM211 251H209V252H211ZM5 252H7L9 254V251H5ZM163 252H164V250H163ZM163 252H162V254H163ZM176 252H179V249L178 250L176 249ZM200 252L198 254L204 255V251H202L203 253H200ZM206 252L209 253L208 251H206ZM7 253H5V256L8 255ZM154 253H155V256L158 255V254H156L157 252H154ZM188 253H190V252H188ZM21 254H23V253L21 252ZM170 254H171V252H170ZM198 254H196V255H198ZM223 254L224 253L222 252V254H221L222 258H223ZM112 255H113V253H112ZM208 255L210 256L211 253ZM22 256H24V255H22ZM145 256H144L143 261H145V258H146ZM166 256H168V253H165V257ZM188 256H189V254H188ZM188 256H185V258L187 257L186 259H189L188 264H193V262L195 264L196 261L191 260V258H193L195 255H190V257L192 256L191 258ZM199 256H201V255H198V257ZM12 257H13V255H12ZM15 257H16V254H15ZM113 257H114V255H113ZM150 257H148V258H150ZM157 257H156V259H157ZM163 258H164V256H163ZM195 258H197V256ZM199 258L202 259V257H199ZM216 258H217V260H219V258L217 256H216ZM216 258L215 257L213 258L214 261H217ZM222 258L220 256V260ZM17 259L20 260V254H19V258L17 257ZM17 259H15V261ZM151 259H152V257H151ZM153 259H154V256H153ZM25 260H27V259H25ZM140 260H142V258ZM190 260L192 263H190ZM159 261L160 260H158V262ZM184 261H186V260H184ZM209 261L206 262L204 260V262H206L208 264H209ZM214 261L212 263H214ZM59 262H61V261H59ZM153 262L155 263L156 260ZM162 262H163V260H162ZM172 262H171V264H172ZM220 262H223V261H220ZM37 263L39 264L38 261L36 262V264ZM74 263H75V261H74ZM74 263H72V264H74ZM160 263H161V261H160ZM177 263L178 262H176L175 264H177ZM199 263H200V260H199ZM218 263H219V261H218ZM76 264H77V262H76ZM203 264H205V263H203ZM215 264H217V263H215ZM220 264H222V263H220ZM223 264H224V262H223Z\"/></svg>",
  "mask_w": 264,
  "mask_h": 264
},
{
  "label": "crops",
  "instance_id": "0c3cea01",
  "mask_svg": "<svg viewBox=\"0 0 264 264\" xmlns=\"http://www.w3.org/2000/svg\"><path fill=\"white\" fill-rule=\"evenodd\" d=\"M142 5H143V7H142V9H144V10H148L149 8H151V3H148V2H146V1H144L143 3H142ZM139 8H137V10H138Z\"/></svg>",
  "mask_w": 264,
  "mask_h": 264
}]
</instances>
